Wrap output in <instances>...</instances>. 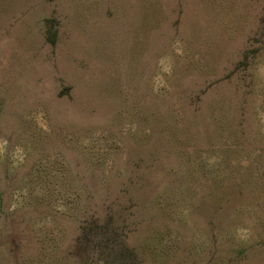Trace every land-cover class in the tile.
I'll return each instance as SVG.
<instances>
[{
  "label": "rangeland",
  "instance_id": "obj_1",
  "mask_svg": "<svg viewBox=\"0 0 264 264\" xmlns=\"http://www.w3.org/2000/svg\"><path fill=\"white\" fill-rule=\"evenodd\" d=\"M0 264H264V0H0Z\"/></svg>",
  "mask_w": 264,
  "mask_h": 264
}]
</instances>
